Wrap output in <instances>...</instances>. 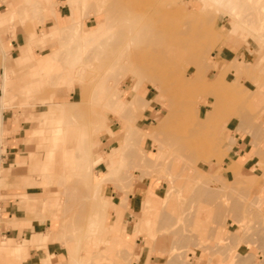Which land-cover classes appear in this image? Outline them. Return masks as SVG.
Segmentation results:
<instances>
[{
  "label": "rangeland",
  "instance_id": "obj_1",
  "mask_svg": "<svg viewBox=\"0 0 264 264\" xmlns=\"http://www.w3.org/2000/svg\"><path fill=\"white\" fill-rule=\"evenodd\" d=\"M56 7L68 15L53 30ZM18 16L0 25L9 63L26 32L42 46L9 73L0 238L56 216L53 263L264 264V0H25ZM52 118L43 183L33 167L49 140L22 136L36 124L49 136ZM86 161L91 183L106 177L98 196ZM21 190L38 207L19 208ZM13 212L28 221L10 225Z\"/></svg>",
  "mask_w": 264,
  "mask_h": 264
},
{
  "label": "crops",
  "instance_id": "obj_2",
  "mask_svg": "<svg viewBox=\"0 0 264 264\" xmlns=\"http://www.w3.org/2000/svg\"><path fill=\"white\" fill-rule=\"evenodd\" d=\"M7 3V7L4 10H0V25L4 23H10L12 24L14 19L18 17L20 19L19 9L22 7V5L25 3V0H5ZM0 5H2V1L0 0ZM57 12H56V11ZM55 10L53 9L51 12H53L55 17V24L52 25V29H58L59 25V16L60 18H63L67 14H62L59 7H56ZM14 15H13V14ZM31 31V30H30ZM36 32V30L34 29ZM32 32H26L24 36V40L22 43L18 45L17 54L13 56L14 62L9 63V59H7V53H9L10 47H7V44L5 41L0 38V138L1 133L3 131V118H2V111L3 108H5L7 105L10 104V102L13 99L12 90L16 89L19 90L16 85L13 87L11 83V79L9 78V73H11L15 66H23L20 64V59L24 58L25 56H32L31 52L28 48H31L33 44H41V42L34 40L30 41L29 37L31 36ZM36 35L37 32H36ZM12 45V43H11ZM51 52L42 55V57L33 65V72L40 74V69L42 65V60L44 56L49 55ZM21 91V90H20ZM54 98V92L52 91L48 96L47 99L51 100ZM44 102V100H42ZM53 109H48L46 111H43L41 113V120L44 123L47 121L49 117H52L56 115ZM38 115L30 116V118H35ZM37 121V119H36ZM56 121V118H52V125L47 130L49 132V136L45 135L46 129L43 127H38L37 124L33 125L29 130H26L24 133V136H22V141L27 142L30 141L31 138L35 135L41 134L44 139H48V145L46 148V152L44 154L43 159L41 162L34 166V170H38L41 175L43 176V183H50L51 175L54 170V163H55V153L56 148L58 146V134L57 129L54 126V123ZM1 142V140H0ZM4 151L3 147H0V153ZM101 156H98L97 158H100ZM27 162V157L23 156L22 154H16L14 157V160L9 162V166H15L16 169H20L18 166H20L23 163ZM96 163V159L94 160ZM86 165L83 166V172L82 176L86 180V185L92 184L93 191L95 195H100L101 192V184L97 189L94 188V182L91 183V175L89 170V161L85 162ZM18 167V168H17ZM0 183L2 182L3 176H5L4 171L0 168ZM103 180L106 179V177H102ZM97 180V179H96ZM95 180V181H96ZM25 184L32 186L31 180H27ZM16 194V197L18 199V207L22 208L24 210H30L34 209L35 207H38V204L35 200V197L33 194H30L28 191H17L14 192ZM45 201L49 203L50 206H55L57 204V195L56 193H53L51 195L46 194L45 195ZM8 212V211H7ZM25 219V220H24ZM50 223L45 231L40 230H33L28 236L21 237L19 240H16L13 236L6 235L2 236L0 238V264H39L40 259L42 261V264H61L62 259L61 256L58 259L57 263H53L51 260V257L53 254L57 253V251L54 248H51L54 240L57 239V234L55 231V225H56V216H50L49 217ZM7 223H9L12 226L19 227L23 221H28V219L23 218L19 215H17L15 212H13L11 215L8 214V217L5 219ZM36 247H43V249H36L32 248L31 246ZM26 257H24L26 254ZM24 257V258H23ZM23 258V259H22Z\"/></svg>",
  "mask_w": 264,
  "mask_h": 264
},
{
  "label": "bare ground",
  "instance_id": "obj_3",
  "mask_svg": "<svg viewBox=\"0 0 264 264\" xmlns=\"http://www.w3.org/2000/svg\"><path fill=\"white\" fill-rule=\"evenodd\" d=\"M103 181V178H100V179H97L95 182H94V188L97 189L99 187V185L102 183ZM119 208V207H118Z\"/></svg>",
  "mask_w": 264,
  "mask_h": 264
}]
</instances>
